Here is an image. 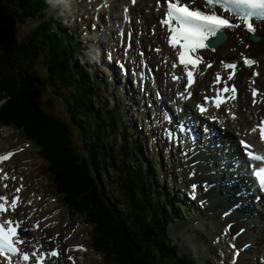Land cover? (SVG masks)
Returning <instances> with one entry per match:
<instances>
[{"label":"bare ground","instance_id":"1","mask_svg":"<svg viewBox=\"0 0 264 264\" xmlns=\"http://www.w3.org/2000/svg\"><path fill=\"white\" fill-rule=\"evenodd\" d=\"M69 1V0H68ZM72 1V0H71ZM84 1V0H80ZM98 2V0H95ZM101 1V0H100ZM129 0H113L112 3L115 12L120 13L122 17V10H121V5L122 4H127ZM153 0H139L135 8H132L129 6V14H141L142 9L140 6H143V9L149 8L151 11L147 14H143L141 18V24L139 27H136V24H129L131 25L132 28V37L127 36L126 30L123 32L124 28L123 26L119 23V26L117 28V33H121L122 37L126 38V41L130 44L129 47V53L130 55L128 58L124 57V52L123 48L120 47V40L118 42H113L111 45L117 49L116 53L120 58H122L123 62H126V60L130 59L132 63H127V66L130 68L134 75V79H137L136 86L134 83H132V86L130 87V92L127 91V86L128 82L125 85V94L129 96L131 93L134 94H139V89H140V82L142 83V80L144 79H149L150 85L152 88H155L153 91L154 96L151 97V94L149 95L148 92V97H150L151 100L157 102L161 108H167L169 109V116L172 118V120H176L180 122L182 119V116H178L179 112H183V116H187L188 113H190V103H186L183 101V99L180 98L179 93L184 91V88L181 87V81H167L166 84H170V89L173 93L177 95V102L176 105H172V108H170L169 102L171 101V98L165 91V83L163 82L160 84L159 80L160 78H164L165 75L168 72H172L173 70L170 68L171 62L172 64L175 62L176 63V58H175V52H173L170 48L166 47L165 44V38H164V32L161 29L160 25L157 24L156 20V14L157 7H150L148 5V2H151ZM155 1V0H154ZM92 4V3H91ZM119 5V6H118ZM155 6V5H154ZM93 7V12H96L98 14V17L96 18L99 23L102 26H106V24H110L109 20H106L105 17L103 16L104 14L102 13L104 9H98L97 11L94 10L95 5H92ZM16 7L12 6V12H16ZM86 12L91 14L92 9L85 10ZM160 14V13H159ZM3 15V13L0 11V17ZM115 15V14H114ZM117 16V15H115ZM94 22V21H93ZM117 20H113L112 24H115ZM95 24V23H94ZM96 25V24H95ZM116 28V27H115ZM142 29V30H141ZM140 31L142 33H140ZM153 31L152 35L150 34ZM100 32L99 28L96 29V34ZM227 34V39L220 43L219 45L215 46V50L208 49L207 51H204L202 54L203 56L202 59L205 61V65L207 64H212V69H206L204 67H201L199 70L202 74L198 75L199 79V86L197 88H191L189 90L192 95H191V101H194L195 103L200 100L201 95H203V91H207V86L211 84L212 80V75L216 73L220 67V62H231L237 64V70L236 74L234 77L235 84L237 85L239 89V96L237 98V103H238V108L236 105L232 107V103L224 108V110H221L220 113H215V114H223L225 112L230 111V115L236 114V122L237 126L234 129V132L230 133V128L227 129L226 135H225V130L220 131V136L223 138L225 137L226 140L230 139H235L236 132L239 131L241 132L244 127H252L255 123V120L259 117L262 116L264 117V104L262 102H259L260 99L264 98V93L260 94L258 97L255 99L257 102L253 104V97L250 95H246V91L248 90V87H253V86H259L263 91H264V24L263 23H257L256 24V32L255 34L260 38L258 42H253L248 39V33H245L241 31V29L237 28L232 31H225ZM119 35V34H118ZM84 40V39H83ZM86 40V39H85ZM125 40V39H124ZM132 40V43H131ZM139 40V41H138ZM112 41V40H110ZM138 41V42H137ZM154 45V47H160L161 51L160 53L156 54L150 51V46ZM143 50L146 54V58L148 59L149 56H153L152 59H149V68H153L155 73H152V75H149L148 72L145 70H142L139 65H136V62H139V59L141 61V56H139L138 51ZM243 50H246V54L248 57L254 58L255 61L258 63L254 65V68L251 70L245 68L243 60L241 58V54ZM119 51L121 53H119ZM158 66V70L155 68ZM217 69V70H216ZM213 70V72H212ZM214 70H216L214 72ZM62 75H63V68H61ZM176 72H173L174 74L176 73L177 76H180L179 70H176ZM257 72L256 78L252 76L253 72ZM152 76V77H151ZM127 80V79H126ZM151 86L143 87V91H150L152 93V88ZM158 86V87H157ZM129 89V88H128ZM179 92L177 93V91ZM21 92V91H20ZM20 95V94H19ZM21 96V95H20ZM134 95H132L133 98ZM31 100V99H30ZM179 106L180 108L178 109ZM176 109H178L176 112ZM238 110V111H237ZM27 113V112H26ZM35 113V112H34ZM191 114V113H190ZM213 114V113H212ZM26 115V114H25ZM192 115V114H191ZM205 115L208 116L206 113ZM29 116V115H28ZM193 116V115H192ZM34 117V116H33ZM39 117V115H38ZM41 117V116H40ZM135 119L138 120V116H133ZM158 117V116H157ZM198 119H196V123L198 124V132L201 131V128L203 129H212L214 130L215 124L211 123H199L203 122V118L199 117L197 115ZM28 118V117H27ZM200 118V119H199ZM35 119V118H34ZM202 119V120H201ZM218 125L220 127H224V125H229L230 120H227L226 122L224 121V118H219ZM30 121V120H29ZM36 121V120H35ZM28 122V121H27ZM32 122V121H30ZM49 122V121H48ZM223 122V123H222ZM35 123V122H34ZM44 123V122H43ZM39 124V122H38ZM37 124V125H38ZM29 125V124H28ZM36 125V126H37ZM49 125V124H48ZM56 125V124H55ZM200 125V127H199ZM38 127V126H37ZM206 127V128H205ZM31 128V127H30ZM240 128V129H239ZM53 129V128H52ZM221 129V128H220ZM239 129V130H238ZM35 130V129H34ZM189 131L188 136L189 141L191 143V139L193 136L194 128L192 126H189V129H187V132ZM36 132V131H35ZM38 132V131H37ZM47 133V132H46ZM54 133V132H53ZM52 133V134H53ZM215 134V133H214ZM198 133L196 135L197 139ZM217 136V135H216ZM212 136L209 137L208 139V147L207 151L205 152V148L202 147V145L198 146L197 141L195 143L194 149H200L201 152L207 153V154H202L204 158H207V162L209 163H215L217 160L219 161V158L223 151H218L216 148H213L215 146H218L217 148L220 149H225L226 146H224V140L219 139V137ZM12 136L10 135L9 138ZM204 138V136H203ZM231 143V140L229 141ZM188 141L186 142L187 150H188V156L184 159V166L187 169L189 168L188 171L191 172L192 169L196 170V174H190L189 178L188 176L186 177V172L185 169L182 172V178L185 179L183 180V183L181 188L186 186H190L192 183L197 182L199 183V188L195 191L197 192V197L194 198V203L200 200H206L207 204L205 206L196 205L195 210L201 212V216L199 215L197 218L194 219V221H184L180 220L177 221L178 223L176 225H171L169 230L172 232L176 237L182 238V251L187 250L191 254H195L197 257V252H198V246L202 242V240H206L203 237V233H208V232H214L216 233L217 231L221 230L223 227V231H225L226 227V234H229L228 236L222 234L221 238V244H224L226 247L223 251V256L221 258V261L224 264H264V260L261 261L260 258H264V211H258L257 209H253L252 211L247 210V218L244 219L241 215L242 213L240 211L235 210L234 204L235 201L233 199H236L235 195H232V193H236L239 196H244V192L242 187L240 186L238 180L236 179V176H233L235 174V171H232L229 173L226 171L227 175V182H223L222 186L219 184H215V187H211L212 183L207 180V177H204V172L205 170L200 167L196 161H198V157L194 156L193 153H191L192 147ZM201 144V143H199ZM7 150L13 151V145L12 143L8 145H3L2 142L0 143V151L2 147H6ZM62 146V145H61ZM26 148V147H25ZM23 153H24V148L19 149L17 152L14 153L13 156L4 164V170L8 172L9 176V193H13L15 186H20L23 187V179L22 177L24 176V167L22 161H23ZM63 167V166H62ZM135 167L137 165L135 164ZM219 167V165H218ZM229 167H231L229 165ZM63 169V168H62ZM67 171V170H66ZM65 171V173H66ZM200 171V173H199ZM239 172L241 175L244 174L243 168L240 166ZM64 173V175H66ZM69 174V173H68ZM12 176L16 177V180L11 179ZM63 176V175H62ZM59 177V174H58ZM204 182V185H203ZM246 182V181H245ZM207 185V187H211L208 189L207 192H203V188ZM218 191H220L221 194L225 193V196L219 197ZM78 193V192H77ZM105 194V192H104ZM20 201H21V208H18L17 211L15 212V216L19 217L20 219L24 220L23 228L28 227V231L24 233V239L32 241V243H36L40 241V231L34 232L32 231L33 225L37 222L40 221V226L42 228H48L49 229V234L52 236L53 243L59 245L61 249L63 250V253L65 252V248L71 244L72 240L71 239H66L63 235L59 234V228H57L58 225V216L56 215L54 217L51 216H43L45 214L44 211L38 206L39 202L37 201V197H29L26 187L24 186L20 195ZM207 197V198H206ZM22 198V199H21ZM230 198V200H229ZM107 199V198H106ZM108 200V199H107ZM28 201H31V204L28 203ZM109 202V200H108ZM228 202H232L229 204ZM244 202V201H243ZM74 203V202H73ZM110 203V202H109ZM111 204V203H110ZM78 205V204H76ZM195 206V205H194ZM231 206V207H230ZM52 206H49L48 209H50ZM99 208V207H98ZM229 210L224 219H222L221 213L223 211ZM106 211V209H105ZM197 211V212H198ZM217 211H222L217 213ZM101 212V211H100ZM66 216V215H65ZM191 222H194V226L191 225ZM31 223V224H30ZM231 225V227H229ZM243 228V234L238 236L236 240H231V235H233V232L237 229H242ZM39 230V229H38ZM153 233L154 237H157L156 241L159 243L160 241H163V235L160 233L158 229H156ZM230 232V233H229ZM175 239L176 242H178L180 239ZM228 240V241H227ZM229 242H236L238 248L242 246H251V251H245L238 257V261L233 260L232 263L231 261V253L233 250L229 249L228 243ZM211 244V242H207V245ZM41 245V244H40ZM25 248L29 247V252L32 251L31 245H25L23 246ZM228 252V253H227ZM180 254V253H179ZM69 255L73 256H79V261L82 260V264H84L83 260V255L79 254V252L75 253H69ZM180 255H186L185 253H182ZM249 255V256H248ZM263 255V256H262ZM256 256V257H255ZM235 257V256H234ZM250 257V258H249ZM193 259V257H192ZM234 259V258H233ZM77 262L76 264H80V262ZM201 264H207L205 260H200ZM54 264V261L51 263ZM61 264V263H59Z\"/></svg>","mask_w":264,"mask_h":264},{"label":"rangeland","instance_id":"2","mask_svg":"<svg viewBox=\"0 0 264 264\" xmlns=\"http://www.w3.org/2000/svg\"><path fill=\"white\" fill-rule=\"evenodd\" d=\"M53 2H55V0H53ZM66 5H68V4H66ZM74 6H76V5L71 4L69 6V8L71 9ZM61 7H62V5H57V6L55 4L53 5L54 16L56 18H57V15H61L63 13V8H61ZM77 7L84 10L83 6H77ZM76 16H77V12H75L73 14V17L66 14V17H64L65 21H67L66 22L67 25H66L65 29L70 34H73L74 50L79 51L78 52L79 54L81 53V51H84V57L83 58L82 57L79 58L77 56L71 57L69 59L68 63L70 64L71 68H73L74 72L77 71L76 70L77 68L83 67L90 72L93 79H96L99 81V83H97V84L101 88L103 95L100 94L99 100H97V97L95 98L96 106L101 107V108L106 107L108 110H110V111H108V113H110V114H113L112 109L114 110V114H116L117 111L119 113V115L118 114L115 115V119L117 122L116 132L113 135L109 134L108 136L101 137V139L97 140V141H101V143L104 145V149L107 152L106 156L110 159V161H103L100 163V167L98 166L99 170L97 172V176H98L99 183L103 187V194L105 192L104 197L107 198L111 204L113 202H116L117 208L120 210V212L125 213L126 208H125L123 201L126 198L122 195L124 192L122 187L117 185V182H118L117 175L118 174L116 173L114 168H116L119 171V169L123 166L122 161H124L126 167L128 168V172L129 171L135 172L136 169H134L135 166L131 162L130 159L126 160V158H124V156H121L124 151L122 148L119 147L121 144L120 137L124 133L126 136L136 134L138 138H140V137L143 138V134L140 130L141 128L139 129L136 126V121H134L133 115L128 113L130 116L126 117L127 114L125 113L123 108H125L126 110H129V111H131V110L128 108V106H126V104L123 103L121 105L122 97H120L119 94L118 95L115 94V85H112V87H111V85L109 83V78L107 79V77L103 71V68H101V67L99 68L98 64H94V58H93V55L91 54L90 50L92 49V45H96V44H98V42L92 41V38H88L87 41H85V42L83 41V36L80 33L82 30H84V27L82 26V27H80V29H77L78 26L75 24V21H74V18H76ZM36 24H37V22H29L25 25L18 27V31L21 35L25 36L31 32V30L35 27ZM87 26H89V25H87ZM2 31H4V28L2 25H0V34H2ZM86 47H88V48H86ZM20 61L22 62L21 59H20ZM40 63H41V61L38 62V64H40ZM23 64H26V63L23 62ZM39 72H41V75H43V76L46 75L45 74L46 69L45 70L42 69V71L39 70ZM67 76L71 77V73H68ZM78 76H79V72H75L74 73V78H75L74 81H76L75 82L76 84L79 83ZM43 91H44L43 105L45 107H49L53 111H57V113L59 115H63L65 112L63 117H65L67 122L70 124L72 121V118H70V114H67V113L69 112L68 108L71 110V106H70V102L68 100L65 101L64 98L66 96L63 95L64 92L61 94H57V92L59 90L55 89V87L53 85H51L49 82H47ZM1 97L3 98V101H5V104L8 105V102L10 101V99L7 96H4V93L3 94L1 93ZM114 97H116V98L113 99ZM0 104H1V102H0ZM5 104L1 106V112H3L5 110V108L7 106V105L5 106ZM115 106H118L119 109H117V107H115ZM74 107H78V106L75 105ZM14 108H15V106H14ZM119 110L121 111V113ZM26 112L27 111L25 108L20 110V115L22 118V122L20 123V125H22V126L24 125V128H23L24 130H26V124H25L24 119H25L26 115H28ZM84 114H85V112L82 111V113L79 115V117L81 115L83 116ZM79 117H75L74 123H76L80 127L83 125L84 122H90V121L94 120L92 117H85V120L81 121ZM98 120L103 122L101 128H104L105 120L101 119L100 117L98 118ZM143 123H145V122L139 123L140 124L139 126L142 127ZM29 125H30V123H29ZM35 125H37V124L34 123L32 126H28V125L27 126L33 128V129H37V130H38V127H40L44 130L45 136L47 137V139L51 140V141H47V142H50V143H52V145H54L53 148L55 150H57L58 154H60L58 157L61 160H63V162H59L58 165L62 164L65 168H67L70 171L71 168L68 166L69 162L65 157V154L70 156V152L66 146V142H63L62 138H61V140L60 139L58 140L57 135L55 133H53L54 130L52 129L51 125L48 126V124L44 125L43 123L38 124V127ZM46 126L49 127L48 130H46ZM73 129L75 131V133L73 135L77 136V141H76L77 145L75 146L76 151L82 156L87 155L88 150L86 149V147H84V143L89 148L94 146L92 144L91 134L86 133L84 131L81 133V135L78 136L77 129L75 127H73ZM10 135L12 136L11 138H9ZM82 135L84 136V139H82ZM137 141H138V139H137ZM146 141L148 142V144L150 146L151 140H146ZM1 142L4 146L12 143V145L14 146L13 149L16 147H18V148L20 147L19 149L24 148L23 161H26V162H25V164L23 163V165L27 166V168H25V173H26L25 176L27 177L26 187H27L28 193L32 194L33 192L38 191V193H41V192L44 193L45 196L47 195V193L45 191H48L51 193V195L53 197H51V198L49 197L48 202L44 203L47 205H50L49 203H52L51 205L53 206V210L52 209H51V211L48 210V215H55V214L59 215L58 216L59 217L58 220L60 222L59 223V233L61 235H64V237H66V238L71 237L72 242L74 244H85V245H87L89 250L87 253L83 254L84 264H118L116 261H114L115 259L113 256L108 255V256L104 257L101 255H95L91 249V240H93V238H94L93 235L95 236V228L99 231L101 229H103L102 234L109 237L107 232H105V230H104L105 229L104 225L106 227H108L107 224H111L110 219L106 220L107 224L104 222V225H102V227H101V225L99 227H97L95 225V223H92L88 219V217L85 216L83 213H80V215H78L79 213L72 215V213L69 212V210L67 209L68 207L63 206L65 198L62 196L59 197L52 190V186H51L50 182L48 181L47 175L45 173V172H48V170L45 168L44 164H42L41 160L39 159L37 148L32 143L28 145L27 144L28 141L25 140V138L21 132H18L13 127H0V143ZM105 145H107L109 148H105ZM7 149H8L7 146L2 147L1 151H5ZM110 150H112V151H110ZM147 151L150 153V154L148 153V157H152L151 153H153V152H151L149 147H148ZM154 155L157 156L156 153H154ZM89 158L92 160L91 157H89ZM178 158L179 157H177V159ZM166 160H167V158H166ZM71 163H73V162H71ZM95 163H98L97 160L95 161ZM158 164H160V163H158ZM84 166H85L84 170H81L80 168H78L75 165L73 167L77 170L78 175L81 179V182L83 183L84 188L88 187L89 189L87 191L91 192V194H92L93 191H95V189H94L92 180L90 179V177L88 175L87 166L86 165H84ZM179 166H180V164H179ZM93 167H94L93 165L89 164V168L91 169V171L93 170ZM93 172L95 173L94 170H93ZM153 173L156 174V178L158 179L157 182L159 183L160 189L163 188L164 190L165 189L167 190V187L164 186L165 183L162 180L164 179V177L166 175H167V177L169 174L171 176H173L174 170L171 171V169H169V167H168V164L165 163V166H160V168H157V171L156 172L153 171ZM174 176L177 179V175L175 174ZM182 179L183 178L181 177V181H182ZM167 186H168L169 192L171 194H174V195L178 194L177 192H173L174 187H173V185H171V179H170V182H168ZM176 189H177V187L175 186V190ZM85 191H86V189H85ZM182 191L188 192L189 187L185 186L182 189ZM180 198H181V195H180ZM77 199H78L77 197L73 198L71 200V202L72 203L77 202ZM125 203H127V202L125 201ZM38 206H41L40 208H42L44 211L47 210V206H44L41 204H39ZM192 206L193 207L189 208V215L190 216L188 217V220L185 219L186 221H192V220L194 221V218L201 214L200 210L199 211L197 210L198 212L196 211V215H195L194 212H195L196 206H194V205H192ZM128 207H130V206H128ZM192 212L194 213V215ZM181 214L185 216L184 212H182ZM93 217H94V215H93ZM127 219H128V217H127ZM88 221H90L91 222L90 224L94 226V230L91 228V225L87 223ZM176 221L177 220H175V222L172 223V226L176 225L178 223ZM127 222H129V221L127 220ZM116 224H118V223H116ZM191 225H194V224H192V222H191ZM170 226H169V228H170ZM169 228H167L168 239L173 241V244L179 246V248H178L179 253L180 254L190 253L187 250L182 251V244H181L182 238L176 237L172 232H170ZM124 229L129 231L128 227L126 225H125ZM41 232L43 234L44 241H48L46 237H48V236L51 237L50 235H48V233H49L48 229L45 228V229L41 230ZM92 233H93V235H92ZM145 233L146 232H143L142 236L144 237L145 240H147V237L144 236ZM209 233L208 234L204 233L205 236H203V237L206 240H202V242L200 243L201 252H203V256H204L201 259L205 260L207 262V264H221V262L218 261L219 258L217 256L219 254H217V252L219 249H221L223 247V244L216 242V243H212V244L207 245L206 244L207 242H211L212 239H215L214 238L215 233L211 232L210 233L211 235H209ZM135 234H137V233H135ZM176 238L177 239L179 238L180 240L178 242H176V240H175ZM137 239L140 240L141 237H137ZM219 239H220V237H219ZM114 240L115 239H111L112 242ZM116 242L120 243V240L114 241V243H116ZM140 245H141L140 248L142 250V247H145V246L141 242H140ZM206 246H207V248H206ZM70 247H72V245H70L69 248ZM163 247H164V245H163ZM198 253H200L199 250H198ZM193 255L195 256L194 253H193ZM197 260H198V263L201 264L200 259L197 258ZM81 262H80V264H81ZM173 262H175V260H173ZM173 262L167 260V258H162V259L159 258V262H157V264H173ZM127 264H129V263H127Z\"/></svg>","mask_w":264,"mask_h":264},{"label":"trees","instance_id":"3","mask_svg":"<svg viewBox=\"0 0 264 264\" xmlns=\"http://www.w3.org/2000/svg\"><path fill=\"white\" fill-rule=\"evenodd\" d=\"M5 4L7 8H11L12 6H15L17 10H20L21 12L20 14H17L16 12L13 13L14 15L13 17L16 18L18 21H22L23 19H28V18H35L37 14H39L40 10L42 9V7L40 6L38 2H35V1L32 2V0H5ZM1 17L4 18L3 16ZM44 30L47 31L49 30V28H44ZM43 39L45 41L44 42L41 41V42L44 44L45 42L49 43L50 41L51 43H54L55 41V39L53 40L51 38V35L49 34H45ZM15 45L16 44H15V41L13 40V34L11 33L10 30L7 29L6 34L0 37V50L1 52H3V54L4 52L8 54L10 51H12L11 48L14 47ZM28 46L31 47L32 53L33 51L40 49L34 43H28ZM21 48L24 49L22 46ZM26 54H27V51H26ZM33 54H34L33 56H35L36 59H39L38 57L40 55L39 53L37 54L33 53ZM37 79L38 78L36 75L34 76L33 79L24 76L23 79H20L18 83H16L13 79L8 78L7 76H0L1 89L4 91V93L10 96V101L8 102V105L6 106L5 110L3 112L0 111V122L4 120L5 122H10L18 126H21L20 123L22 122V118L20 115V110L25 108L27 111V114L29 115V116L26 115L24 119L25 124H26V132L29 135V137L33 139L36 142V144L40 147V150H41L40 152H42L43 158L47 161L49 165V171L51 173V180L53 183L52 185L55 189V193L59 197L62 196L65 198L64 204L68 205L70 210H72L75 213H83L85 216L88 217V219L92 223H95L97 227H99L100 225L102 227V225H104V222L106 223V220L110 219L111 224L106 223L108 227L104 225V228H105L104 230L105 232H107L109 237L102 234L103 229L99 231L95 228V236L93 235L94 237L93 247L96 248L101 253H105L106 255L113 256L115 259L114 261H116L118 264H127V263L129 264H154L155 263L156 264L160 256H162V258L164 257V255L166 257H171V256L174 257L175 252L174 254H172V252L167 251V249L163 247L164 239L163 241H160L159 243H157L156 241L157 237L151 238V242L149 244L150 247L147 245L148 243H146L145 245V248L147 247L146 248L147 251L141 250L140 245L136 239L137 236L134 235V236H131L130 239H128V235L124 233V229H123V225L125 221L119 218L120 215L117 214L116 211H114L115 210L114 206H111L110 204H108L106 202V198L103 197L105 200L104 202V200L101 197V190H100L101 185L98 182L96 183L95 179L91 177L90 171L88 168H87L88 175L90 179L92 180L95 191H93V193L91 194V192L87 191L89 189L88 187L84 188L83 183L81 182V179L78 175V172L73 166L75 165L81 170H84L85 169L84 165H86L85 164L86 159L85 158L79 159L78 156L76 155V152L73 149V141L70 138L71 135L68 133V128L66 127L65 122L59 118H54L50 116L49 114L42 112L39 109L37 105V98L40 95V85L36 81ZM20 83H22L20 87L15 86V84L19 85ZM23 86H26V87H23ZM72 86L75 87V85H72ZM85 93H86V88L85 87L83 88L82 86H80L79 94L80 95L82 94L81 97L82 98L84 97L86 101L85 103L82 101L84 105L82 106L85 107L86 111H90L91 109L89 106V102L86 99L87 97ZM29 120L32 122H30ZM4 121L2 122L5 123ZM34 122L36 124H38V122L39 124L44 122L43 123L44 125L46 124L51 125V127L54 130V133L57 135L58 140L59 139L61 140L62 138V141L66 142V146L70 152V156L65 154V157L69 162L68 166L71 168L70 171L67 168H65L62 164L58 165V163L63 162V160H61L58 157L60 154H58L57 150L53 148L54 145H52V143L50 142H47L51 140L47 139V137L45 136L44 130L38 127V130L40 131L39 132L37 129L34 130L33 128L28 127V126H32ZM29 123L30 125H28ZM48 129L49 127L46 126V130ZM103 150H104V147L100 145H97L94 148V151L96 152H95V155L94 153L92 154V163H93L92 165L94 166L93 170L95 172H97V169H95V167H97L95 166L96 157L97 156L100 157L101 155H98V154H100L99 152ZM70 161L73 163H71ZM64 173L66 175H64ZM58 174H59V177H58ZM138 174L139 175L137 177L140 176L141 182L147 183L150 186V179L147 178L148 176L146 174V171H144L140 167L138 170ZM126 180H124V186L126 188L129 186H133L135 184V182H133V179L129 180V178H126ZM139 186L140 188H137V189H140L141 192L144 193L145 191L144 185L139 184ZM131 189L133 191L135 188L131 187ZM144 194L147 195V193H144ZM76 197L78 198L77 202L72 203L71 200ZM141 207H144V206H141ZM157 210L159 214L164 215V217L167 216L165 213V209L163 207L161 208V210L158 208ZM158 213L156 212V215L155 213H152L150 214L151 217H146L145 211H141L142 219L140 220V224H142V226L145 227L146 229H151L153 232L157 231L156 229H158L160 233L163 234L165 232V225L162 224L161 220L158 218ZM115 222L118 224H116ZM92 228L94 229L93 225H92ZM129 233L131 234V232ZM148 236L151 237L150 234ZM111 239H115L114 241L120 240V243H117V242L114 243V241L112 242ZM150 249H152L151 251L153 252L152 253L153 257L146 255V253H148ZM152 258H153V261H152Z\"/></svg>","mask_w":264,"mask_h":264},{"label":"snow or ice","instance_id":"4","mask_svg":"<svg viewBox=\"0 0 264 264\" xmlns=\"http://www.w3.org/2000/svg\"><path fill=\"white\" fill-rule=\"evenodd\" d=\"M192 2L195 3V0H192ZM203 7L207 10H200L199 7L193 8L188 3H181V0H168L165 18L161 21V24L166 26L168 32L169 46L177 52L178 64L174 62L172 67L182 66L187 77L184 91L179 93L181 99H189L191 97L192 93L189 89L195 83V74L199 70L200 64L204 63L202 57L197 55V53L210 47L211 50H215V46L211 45V37H217L218 34H223L227 29L241 26L248 33L255 34V22L264 23V0H203ZM217 10L228 15L218 14ZM233 20H238L240 23H233ZM241 58L248 67L258 63L254 59L244 56L243 53ZM221 63L223 68L228 71V75L226 80L222 79L220 73H217L215 78L216 83L224 84L222 89L216 91V97L214 98V106L217 109L222 104L227 103L228 100H235L237 96L235 86L230 88L227 83L233 80L237 64ZM206 66L211 67L212 65L209 63ZM172 79L173 81H181L184 77L173 74ZM251 91L254 97L253 103L255 104L257 102L255 98L260 94L256 89ZM197 109L201 115L208 111L205 105H197ZM209 118L216 119L214 116ZM233 119H235L234 114ZM183 130V127H181V131ZM250 131L251 133L258 132L260 141L264 143V121L254 126ZM167 135L170 138L172 137L170 132ZM240 144L245 149V154L250 161L264 162V154L254 152L252 150L253 145L244 140H241ZM12 155L14 153L11 152L0 155V163L8 161ZM252 167L254 168V175L258 178L260 190L264 191V165L257 166L253 164ZM0 172H3V169H0ZM7 179H9L8 174L3 172L0 175V187L8 188V184L2 183V181ZM11 179L15 180L16 177L12 176ZM196 187L195 184L192 185L193 197L195 196ZM205 190H207V186H205ZM20 191L21 188L15 189L16 193ZM28 203L31 204V201H28ZM19 206H21V201L18 195H12L9 198V196L0 194V258L6 261V264H13V257L18 258L23 264H50L53 258L58 259L61 255V250L58 247L48 251H41L43 246L39 242L32 243V241L26 240L20 235L21 225L24 221L9 219L7 216L9 212H16ZM225 215H228V213H225ZM39 228L40 221H37L33 225L32 230ZM28 230L23 229V231ZM25 245H31L32 251H26L22 247ZM74 250L86 251L82 245L76 246ZM69 260L72 261V264H75V260L71 256H69Z\"/></svg>","mask_w":264,"mask_h":264}]
</instances>
